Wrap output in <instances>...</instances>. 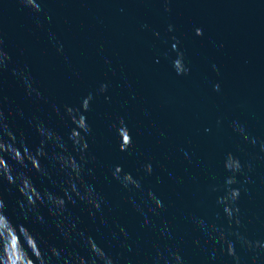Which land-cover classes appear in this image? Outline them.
Listing matches in <instances>:
<instances>
[{
    "label": "water",
    "instance_id": "95a60500",
    "mask_svg": "<svg viewBox=\"0 0 264 264\" xmlns=\"http://www.w3.org/2000/svg\"><path fill=\"white\" fill-rule=\"evenodd\" d=\"M0 264H264V0H0Z\"/></svg>",
    "mask_w": 264,
    "mask_h": 264
},
{
    "label": "clouds",
    "instance_id": "9594fccd",
    "mask_svg": "<svg viewBox=\"0 0 264 264\" xmlns=\"http://www.w3.org/2000/svg\"><path fill=\"white\" fill-rule=\"evenodd\" d=\"M197 33H198V34H202V29H198V30H197ZM216 87L219 88V85H216Z\"/></svg>",
    "mask_w": 264,
    "mask_h": 264
}]
</instances>
